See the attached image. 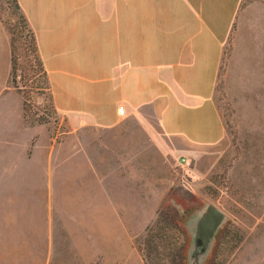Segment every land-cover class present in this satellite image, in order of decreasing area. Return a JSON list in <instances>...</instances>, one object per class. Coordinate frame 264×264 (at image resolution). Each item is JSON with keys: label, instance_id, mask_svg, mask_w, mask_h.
<instances>
[{"label": "rangeland", "instance_id": "rangeland-1", "mask_svg": "<svg viewBox=\"0 0 264 264\" xmlns=\"http://www.w3.org/2000/svg\"><path fill=\"white\" fill-rule=\"evenodd\" d=\"M14 11V0H0L5 58L2 20L13 23ZM20 57L8 84L21 102L14 92L0 104V264H146L144 231L167 199L189 207V232L205 203L225 213L200 264H264L262 74L220 69L214 99L225 136L184 154L148 110L107 133L68 134L44 84L33 86L30 52ZM3 114L19 115L20 127ZM8 126L16 131L2 133Z\"/></svg>", "mask_w": 264, "mask_h": 264}, {"label": "crops", "instance_id": "crops-1", "mask_svg": "<svg viewBox=\"0 0 264 264\" xmlns=\"http://www.w3.org/2000/svg\"><path fill=\"white\" fill-rule=\"evenodd\" d=\"M17 1L72 136L110 132L148 110L170 146L190 153L225 136L214 99L222 67L264 81V0ZM9 73L10 45L0 54V104L14 92L21 102ZM3 115L20 127L19 115ZM9 126L2 133L16 131Z\"/></svg>", "mask_w": 264, "mask_h": 264}, {"label": "trees", "instance_id": "trees-1", "mask_svg": "<svg viewBox=\"0 0 264 264\" xmlns=\"http://www.w3.org/2000/svg\"><path fill=\"white\" fill-rule=\"evenodd\" d=\"M14 10L16 14H13L15 16L13 23H10L11 19L2 20L9 33V76L14 69L23 67V60L20 57L23 50L24 54L30 52L34 65V72L30 74L33 86L41 88L40 84L43 83L48 90V99L52 103L49 82L38 53L34 32L17 0H14ZM24 41L25 45L27 44L25 47ZM181 205L184 211H180L167 199L166 204L158 210L154 221L146 226L140 249L146 264H188L190 232L185 224V214L190 209L184 203Z\"/></svg>", "mask_w": 264, "mask_h": 264}, {"label": "water", "instance_id": "water-1", "mask_svg": "<svg viewBox=\"0 0 264 264\" xmlns=\"http://www.w3.org/2000/svg\"><path fill=\"white\" fill-rule=\"evenodd\" d=\"M226 218L225 213L214 203L207 202L198 211L190 229L188 264H200Z\"/></svg>", "mask_w": 264, "mask_h": 264}, {"label": "built area", "instance_id": "built-area-1", "mask_svg": "<svg viewBox=\"0 0 264 264\" xmlns=\"http://www.w3.org/2000/svg\"><path fill=\"white\" fill-rule=\"evenodd\" d=\"M118 113H123L124 112V107L123 106H118L117 107ZM183 161L187 162L185 158H182Z\"/></svg>", "mask_w": 264, "mask_h": 264}, {"label": "flooded vegetation", "instance_id": "flooded-vegetation-1", "mask_svg": "<svg viewBox=\"0 0 264 264\" xmlns=\"http://www.w3.org/2000/svg\"><path fill=\"white\" fill-rule=\"evenodd\" d=\"M188 213V212H187Z\"/></svg>", "mask_w": 264, "mask_h": 264}]
</instances>
